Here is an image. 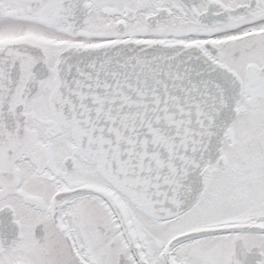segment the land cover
I'll use <instances>...</instances> for the list:
<instances>
[{"label":"snow or ice","instance_id":"obj_1","mask_svg":"<svg viewBox=\"0 0 264 264\" xmlns=\"http://www.w3.org/2000/svg\"><path fill=\"white\" fill-rule=\"evenodd\" d=\"M0 264H264V0H0Z\"/></svg>","mask_w":264,"mask_h":264}]
</instances>
